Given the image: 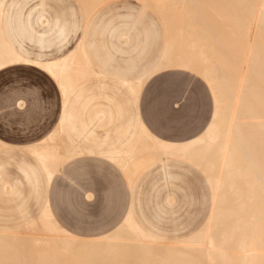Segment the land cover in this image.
Wrapping results in <instances>:
<instances>
[{
  "label": "rangeland",
  "instance_id": "374dc122",
  "mask_svg": "<svg viewBox=\"0 0 264 264\" xmlns=\"http://www.w3.org/2000/svg\"><path fill=\"white\" fill-rule=\"evenodd\" d=\"M192 1L147 0L143 3L142 0H32L31 7L43 2V7L38 6V9L48 19L58 17L61 23L66 22L69 29L66 41L53 39L50 48L42 50L35 45L32 51H44L50 54V58H54L60 55L59 49L66 52L85 36L88 39L86 50L92 55L96 75L83 81L80 89H84V96H100L97 103L103 108L108 106V98L119 102L124 100V90L116 79L119 76L126 79L134 77L138 68L154 58L163 47L167 34L178 33L177 30L184 31L185 39L189 37V41L193 40V43L189 42L192 46L190 48L216 51L217 59L221 62L217 65L221 66L223 77L226 78L229 74L226 69L228 65H232L233 58L229 54L227 56L223 41L211 40L209 37L210 12L206 8L208 0H199V9L193 8ZM126 14L139 19L135 29L141 37L151 22L158 30V37H151L145 46L121 45L116 41L115 34L124 31L133 19L123 18ZM242 18L244 21L248 20L249 14L244 12ZM256 27L255 25V29L251 31L249 50L260 54L258 59L264 61V54L260 53L264 50V30ZM175 35L173 42L177 46L179 40H175ZM220 45L224 47V52ZM178 46H174V49H178ZM185 46L183 49L186 50ZM134 48L136 52L144 48V60L141 61L136 56L137 53H131ZM192 49L190 55H194ZM117 50L123 54L115 53ZM110 54L114 55L112 62H109ZM104 62L106 69H103ZM234 65V70L229 72L230 75L238 76L240 81L237 88L239 99L242 95L245 96L247 66L246 63ZM244 98L247 106L245 110L251 106L250 111L260 114L262 118L259 121L264 122V107L249 106V98ZM204 109L207 116L214 111L208 83L200 74L182 69L156 75L145 83L139 100V113L147 127L160 138L175 142L188 140L186 134L189 122L194 125L195 120L203 121ZM124 110L122 118L109 126L105 121L96 123L93 135L78 143L79 149L71 153L74 155L71 159L60 161L61 164L55 168L56 172L47 184L35 158L16 147L35 144L58 129L61 117L60 93L54 82L33 68H10L0 73V140L13 146L0 149V233L17 237L24 244L28 243L32 253L30 254V247L24 245L28 258L35 256L34 253L38 251L50 250L42 239H53L54 236L42 232L39 227L31 226L33 222L39 223L42 219L40 213L45 209L53 214L60 228L80 240L114 230L131 203L134 218L142 229L159 237L166 246L176 240L186 239L205 223L211 209L209 186L205 175L193 165L175 159L169 160L166 163L172 175L169 179L164 177L162 163H146L136 173L131 192L123 171L101 156L119 147L121 141L117 138L116 130L134 116L130 104L125 105ZM241 110L242 108L238 111L242 113ZM240 122L252 125L251 133L256 132L257 128L253 127L256 121L248 115L245 114ZM260 136L264 137V134L260 133ZM70 137L75 139L72 134ZM59 138L58 142L62 145L65 137ZM58 144L54 142L57 148ZM62 148V152L60 149L58 154L64 156L66 145L63 144ZM259 155L260 161L264 162V149ZM29 169L34 170L37 176L26 177L24 171ZM168 198L172 200L170 205L166 204ZM129 243L139 244V241L131 240ZM35 245L43 250L35 251ZM63 260L65 263L66 259ZM73 261L77 262L78 259L73 258ZM9 264L37 263L14 261Z\"/></svg>",
  "mask_w": 264,
  "mask_h": 264
},
{
  "label": "bare ground",
  "instance_id": "6f19581e",
  "mask_svg": "<svg viewBox=\"0 0 264 264\" xmlns=\"http://www.w3.org/2000/svg\"><path fill=\"white\" fill-rule=\"evenodd\" d=\"M146 1L142 0L143 3ZM207 3L206 8L210 12L209 37L223 41L227 56L233 58L232 65L226 69L229 76L223 77V69L217 65L221 62L217 59L216 51H197L193 48V52L189 43H193V40L189 41V37L185 39L181 30H177L176 35L174 32L167 34L164 58L157 70L178 67L200 74L215 97L212 123L200 137L183 145L160 142L140 127L130 147L113 158L131 181L146 163L155 161L175 159L199 169L205 175L212 193V211L204 226L188 239L166 246L143 233L128 216L111 233L80 240L60 228L46 210L40 216L42 219L39 223L33 222L31 226L54 236L53 239H42L50 250L38 251L28 258L24 249L28 243L0 233V264L14 261L37 264H264V162L260 161L259 155L264 149V137L260 136V133L264 134V122L259 121L262 118L260 114L250 111V105L264 107V61L258 59L260 54L249 50L254 26L264 30V0H208ZM192 4L193 8L199 9V0H193ZM244 12L249 14L246 21L242 18ZM174 35L177 37L175 40H179L178 49H174V46L177 47L173 42ZM184 41L185 45L190 44L189 49L183 44ZM191 49L194 55H190ZM260 53L264 54V50ZM23 62L8 47L0 33V69ZM237 63H246L247 66L244 93L250 100L247 111L245 96L237 97L238 76L230 75ZM36 66L57 81L64 95L77 83L96 75L82 45L59 62ZM142 83L129 85L134 97ZM241 108L242 113L238 111ZM245 114L256 121L253 124L256 132L251 133L252 125L240 122ZM61 136L57 132L43 143L27 149L46 168L49 177L53 176L61 160L67 161L73 157L66 151L64 156L61 153L59 156L58 151L61 149L62 152V145L66 143L61 145L58 142ZM54 142L61 146L58 144L57 148ZM131 240L139 241V244L129 243ZM37 249L38 246L35 251ZM73 258L79 262H74ZM63 259H66L65 263Z\"/></svg>",
  "mask_w": 264,
  "mask_h": 264
},
{
  "label": "crops",
  "instance_id": "0c3cea01",
  "mask_svg": "<svg viewBox=\"0 0 264 264\" xmlns=\"http://www.w3.org/2000/svg\"><path fill=\"white\" fill-rule=\"evenodd\" d=\"M31 1L32 0H0V33L4 41L8 45V47L18 57H20L21 59L25 61L23 63H16V64L5 66L0 69V73L10 68L29 67V68L36 69L37 71L41 72L46 77H48L52 82H54L57 90L60 93V97H61V117L58 123V129L52 135H54L57 132H60L61 135L65 137L64 142H66L65 144H67L66 152L69 155H71V153L76 152L79 149V146L77 145L80 141H83L84 139H87L93 135V128L96 123L105 121L107 125L109 126L114 121L120 120L125 111L124 106L129 105V104L133 108L134 116L130 118L124 124H121L120 127L116 130L117 138L119 139V141H121L119 147L114 149L113 151H108L106 152V154L101 155L104 158H107L108 160L115 163L122 171L123 169L113 160V158L117 155H121L123 152H125L130 147L140 127H142L150 136H152L154 139L160 142L167 143L170 145H183V144L190 143L194 141L195 139H197L198 137H200L210 126V124L213 121L216 105H215V97H214L213 91L209 84L208 85L212 93L214 111L212 115L210 113V115L207 116L206 110L204 109L203 112L205 114L203 115V121L199 119L197 121L195 120L194 125H192V123L189 122L187 134H186L188 137V140L186 141L175 142V141H169V140L160 138L150 128L147 127V125L145 124V122L140 116L139 100H140L142 88L145 85V83L153 79L159 73L170 71L173 69H182L178 67H173V68L157 70L164 58L166 45H167V36L165 38L163 47L157 52L155 57L152 58L151 60H148L144 64H142L138 68V71L134 77H132L131 79H126L123 76H119V78L116 79L117 84L124 90L123 102H119L116 99L114 100V98H108L107 99L108 106L103 108L100 104L97 103L100 96H95L91 94L84 96L85 91L84 89H80V85L83 83V81L87 79L77 83L72 89L69 90L67 94L64 95L57 81L49 73H47L45 70L41 69L40 67L36 65L52 64V63L59 62L65 59L66 57H68L80 45H82L85 57L93 70L92 55L90 54V52H88V50H86V42H88V39L85 36L81 37V39L70 50H67L66 52H61L62 50L59 49L58 52H60V55L54 58H50V54L44 51L34 53L32 51V48L35 45L40 46V49L43 50V48H47V49L50 48L49 45L53 39L63 40L62 42L66 41L68 37L69 29L66 26L67 24L66 22L61 23L58 17L56 18L54 17L53 19H48L42 13V11L38 9V6L41 8L43 7V2H41L40 5L38 6L31 7L30 6ZM122 17L126 19H132V18L133 19L126 25L124 31H120V32H117V34H115L116 41L119 42L121 45H132L133 47L140 46V45L145 46V44L149 41L151 37L153 36L158 37V30L154 28L152 22L149 23L150 27H147L143 31V36L141 37L139 32L135 29V26L139 22V19L134 18L130 14L123 15ZM75 32L76 30L74 31V33ZM62 48H64V46H62ZM115 53L119 55L123 54V52L120 50L115 51ZM131 53H137L136 56L142 61V59L144 60L146 52L144 48L141 49V51L139 52H136L134 48V50H132ZM109 57H110L109 62H112L114 55L110 54ZM114 62L117 63L118 61H114ZM106 68H107L106 62H104L103 69H106ZM182 70H186V69H182ZM186 71H190V70H186ZM91 78H88V79H91ZM140 81H143L142 86L138 94L136 95V97H134V93L130 89L129 85L136 84ZM19 106H22V104L19 103ZM199 111H201V109H199ZM70 134H72L75 139H72V137H70ZM52 135H50L46 139L38 141L35 144L19 146L16 148L21 149L23 151H27L28 148H32V147H35L43 143L44 141L49 139ZM4 147H13V146L8 145L0 140V149ZM32 156L34 157V155ZM35 160L39 165L42 175L46 179V183L49 184L52 177H49L48 171L45 170L46 168H44V166L39 162V160L36 158ZM169 160H173V159L161 160L158 162L162 163V171H163L164 177L171 179L172 175L169 173V167L166 165V163ZM123 173L127 177L129 189L132 192L134 189L136 178H134L131 181L128 175L125 173V171H123ZM24 174L26 177L28 176L36 177L37 176L35 174V171L32 169H29L28 171H24ZM206 183L209 186V202L211 205V209L209 213V216H210L211 211H212V193H211V188H210V185L207 179H206ZM171 202H172L171 199L169 198L166 199L167 205H170ZM46 210L48 209L41 211L40 215H42ZM50 214L53 217V214L51 212ZM128 216L131 217L133 222L140 228V230L143 233H145L151 238H154L155 240L161 241L159 237L154 236L150 234L148 231H145L144 229H142L141 225L135 220L132 203L130 204L129 209L127 210L120 224ZM208 218L206 219L205 223L207 222ZM194 234H192L191 236H193ZM104 235L106 234H103L97 237H101ZM97 237H92V238H97ZM189 237H187L186 239H188ZM174 242H179V241L176 240Z\"/></svg>",
  "mask_w": 264,
  "mask_h": 264
}]
</instances>
